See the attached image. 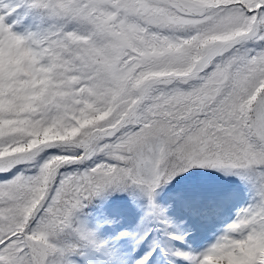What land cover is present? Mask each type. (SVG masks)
Returning <instances> with one entry per match:
<instances>
[{
    "label": "snow or ice",
    "instance_id": "snow-or-ice-1",
    "mask_svg": "<svg viewBox=\"0 0 264 264\" xmlns=\"http://www.w3.org/2000/svg\"><path fill=\"white\" fill-rule=\"evenodd\" d=\"M216 173L249 193L224 232L134 264H264V0H0V264H127L81 215L133 189L184 242L158 194L210 211Z\"/></svg>",
    "mask_w": 264,
    "mask_h": 264
},
{
    "label": "rangeland",
    "instance_id": "rangeland-1",
    "mask_svg": "<svg viewBox=\"0 0 264 264\" xmlns=\"http://www.w3.org/2000/svg\"><path fill=\"white\" fill-rule=\"evenodd\" d=\"M8 2H13V0H8ZM15 2H19V0H15ZM21 12L22 10H18L16 13H13L11 19L20 18L21 20H23V16ZM27 23L29 24L30 27L34 29L35 27L38 26L39 20L38 18H30ZM216 177L217 178L222 177L223 181L225 179L228 180L231 183L230 186L232 187L240 186L239 185L240 183L244 184L240 179H238L235 176H228L222 173H216ZM175 187L177 186H173L171 188L168 187L163 188L158 194L157 197L158 202L161 205L164 204L163 205L164 207L167 202L165 201V197H167V195H171L170 193L173 194L175 191ZM242 187H246L245 184L242 185ZM234 189L239 191V188H234ZM134 191L136 190L133 189L130 192L125 193L128 195L120 196L122 198L119 200H114V199L100 200V205L89 206L87 209L84 210V212L81 215V219L85 221V223H87V225L90 228L93 229L99 227L105 219H114L117 222L115 225H104L100 232V235L102 238L110 239L112 247L120 248L121 254L123 255L127 264H134L136 258H138L142 254L146 255L147 252L151 250L153 240L159 239L161 241V239L156 236L157 230L153 226L152 219L146 220L141 225L140 223L141 217L144 215L145 212V202L141 203V196H140L141 194L138 191L136 192ZM138 199L140 202L138 201ZM138 225L140 226L139 229L137 228ZM124 230H129V231L139 230L141 234L150 233L151 239L140 247H135L134 244L130 241H126L122 245H119L116 243V241L113 238L117 236L120 231H124ZM187 250H194L197 252L200 251L199 248L196 247L193 242L191 243V247L187 248ZM157 251L159 253L160 250ZM90 258L95 262V264H105L107 260V257L103 253H99L95 251L90 253ZM157 258H156L157 264H163V262L168 263V259L161 261V259L157 260ZM178 263H180V261H177V264ZM81 264H83L82 259H81Z\"/></svg>",
    "mask_w": 264,
    "mask_h": 264
},
{
    "label": "bare ground",
    "instance_id": "bare-ground-1",
    "mask_svg": "<svg viewBox=\"0 0 264 264\" xmlns=\"http://www.w3.org/2000/svg\"><path fill=\"white\" fill-rule=\"evenodd\" d=\"M217 192L219 194L217 195V197L215 199V202L213 203V205L211 207V210L210 211H201V212H192L188 208L184 207L183 205H181V207L177 205L176 207L178 209H176L174 207V205L177 204V203L174 202V200H175L174 193L173 194L170 193L172 196L171 195H167V197H165V201H167L166 204H165V207H168L171 204L172 205L171 210L173 211V213L175 211V214L179 213V218L175 214L172 216V214H171L169 209H168V215L170 217H172L175 220L176 223H180V224H178V226H180L181 231H182L181 223H185V221H188L191 224L203 225L207 221H210V219H214L215 220V219L218 218V214L219 213H221V214L225 213L227 207H226L224 202L227 200V197H228L226 195V192L223 191V190L220 191L217 188ZM173 208L175 210H173ZM156 223H157L156 228L159 231L158 234H159V236H161L162 232L160 230V226L158 225L157 221H156ZM227 223H228L227 221H225V223H223L221 221L220 225H227ZM174 230L175 229H172V231H174ZM186 231L189 232V230H187V229H186ZM161 253H164V252L162 251ZM154 257H155L154 258V264H157L156 263V258L158 257L157 260L162 258V256H160V251H159V253L157 251L154 254ZM161 261H163V259H161Z\"/></svg>",
    "mask_w": 264,
    "mask_h": 264
},
{
    "label": "trees",
    "instance_id": "trees-1",
    "mask_svg": "<svg viewBox=\"0 0 264 264\" xmlns=\"http://www.w3.org/2000/svg\"><path fill=\"white\" fill-rule=\"evenodd\" d=\"M134 192H136V191H134ZM126 193H127V192H126ZM132 193H133V192H132ZM123 195H128V194L121 193V192H116V193L111 194L110 197H109L108 199L119 200V199L122 198V197H120V196H123ZM140 196H141V199L144 200V198L142 197V195H140ZM144 201H145V200H144ZM92 205H100V200L95 201L94 204H92ZM90 206H91V205H90ZM87 211H88V210H87Z\"/></svg>",
    "mask_w": 264,
    "mask_h": 264
}]
</instances>
